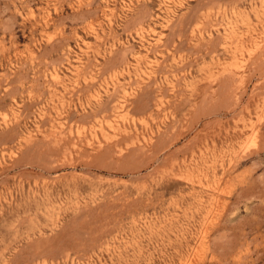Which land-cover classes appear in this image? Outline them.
Wrapping results in <instances>:
<instances>
[{"label":"rangeland","instance_id":"rangeland-1","mask_svg":"<svg viewBox=\"0 0 264 264\" xmlns=\"http://www.w3.org/2000/svg\"><path fill=\"white\" fill-rule=\"evenodd\" d=\"M0 264H264V0H0Z\"/></svg>","mask_w":264,"mask_h":264},{"label":"bare ground","instance_id":"bare-ground-1","mask_svg":"<svg viewBox=\"0 0 264 264\" xmlns=\"http://www.w3.org/2000/svg\"><path fill=\"white\" fill-rule=\"evenodd\" d=\"M181 20H182V18H181ZM244 155V154H243ZM213 165V164H212ZM224 165V164H223ZM231 165V164H230ZM228 168V167H227ZM208 174V173H207ZM223 175V174H222ZM223 177V176H222ZM221 177V178H222ZM221 183V182H220ZM216 191V190H215ZM205 200V199H204ZM250 200V199H249ZM216 201V200H215ZM225 208V207H224ZM209 211V210H208ZM232 217V216H231ZM228 218H230V217H228ZM232 219V218H231ZM205 234V233H204ZM219 261V260H218Z\"/></svg>","mask_w":264,"mask_h":264}]
</instances>
